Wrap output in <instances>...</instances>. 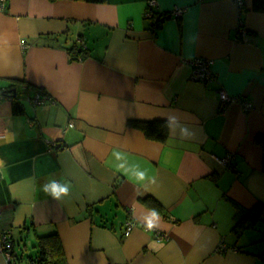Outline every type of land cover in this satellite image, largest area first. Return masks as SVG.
Wrapping results in <instances>:
<instances>
[{
    "label": "crops",
    "instance_id": "obj_1",
    "mask_svg": "<svg viewBox=\"0 0 264 264\" xmlns=\"http://www.w3.org/2000/svg\"><path fill=\"white\" fill-rule=\"evenodd\" d=\"M150 1L168 15L157 29ZM76 40L86 54L72 61ZM198 59L214 80L192 79ZM12 85L21 114L2 95ZM221 89L253 108L223 106ZM42 90L50 99L40 106ZM169 112L193 128L191 140L171 131L151 140L130 125ZM0 173V242L7 231L14 241L6 253L0 243V264H23L28 236L53 231L64 264H264V222L232 232L236 205L264 203V13L252 0L243 9L234 0H6ZM65 182L59 201L42 191ZM151 210L160 221L148 230Z\"/></svg>",
    "mask_w": 264,
    "mask_h": 264
},
{
    "label": "trees",
    "instance_id": "obj_2",
    "mask_svg": "<svg viewBox=\"0 0 264 264\" xmlns=\"http://www.w3.org/2000/svg\"><path fill=\"white\" fill-rule=\"evenodd\" d=\"M50 1V0H49ZM51 1H62V0H51ZM74 1V0H71ZM80 2H88L92 4L105 3L106 0H76ZM253 11L264 13V0H252ZM153 16L147 18L152 22L153 28L157 29L160 27V24L163 22V19H167L168 15L158 14V12L153 9ZM148 17V15L146 16ZM68 53L71 56L72 61L77 58H82L86 54V48L83 47L82 43L76 40L75 44L71 47H68ZM84 59V58H83ZM15 85H12L6 92H3V97L9 98L13 102L14 112L16 114H21L24 112L23 102L18 98L19 93L18 87L15 88ZM41 97H46L48 94L42 90L39 92ZM49 97V96H47ZM130 125L135 127L138 130H142L148 139L156 140L160 142H165L166 138L169 136V130L165 127V121L161 120H152V121H130ZM237 215L235 216V225L232 229V232L238 237L242 235L246 230L255 229L258 225L264 222V203L259 202L253 207V209L243 208L240 205H236ZM9 235V231L5 232ZM11 240V249H14L13 238ZM10 244V245H11ZM35 247L38 246V251L35 256L30 255L32 264H64V255L62 250V243L60 242V237L58 231L49 232L48 234H39L37 236V243ZM13 247V248H12ZM10 249V250H11ZM10 251L4 249V252Z\"/></svg>",
    "mask_w": 264,
    "mask_h": 264
},
{
    "label": "built area",
    "instance_id": "obj_3",
    "mask_svg": "<svg viewBox=\"0 0 264 264\" xmlns=\"http://www.w3.org/2000/svg\"><path fill=\"white\" fill-rule=\"evenodd\" d=\"M247 0H234V3L237 5V7L239 9H243L245 6ZM148 12L147 15L148 17H152L153 16V9L154 7H156V2L155 1H150L148 4ZM6 7V0H0V9H4ZM182 10H175L174 14L180 16ZM192 66L194 67L193 70V74H192V79H194L195 82H204V83H208L211 80H214V75L213 72L211 70V66L208 60H204V59H198L197 61H195ZM50 98L46 97H41V95H36L34 98V102L40 106H43V104L48 101ZM219 99L220 102L223 104V106L225 104H231V103H240L241 105L244 106L245 110L249 111L250 109L253 108V105L251 104V102H246L242 99V97L240 96H230L226 90H220L219 92ZM230 157L231 156H227L226 158H223L220 160V162L225 165L226 167L230 164ZM133 225L134 222L132 223L131 221L127 222L125 227V232H124V237L129 236L132 231H133ZM160 236V233H158L157 238ZM10 234H4L2 239H1V244L4 247H6V249L10 250L12 244L10 243ZM11 244V245H10ZM224 248V247H223ZM225 249V248H224ZM10 259V258H9Z\"/></svg>",
    "mask_w": 264,
    "mask_h": 264
},
{
    "label": "clouds",
    "instance_id": "obj_4",
    "mask_svg": "<svg viewBox=\"0 0 264 264\" xmlns=\"http://www.w3.org/2000/svg\"><path fill=\"white\" fill-rule=\"evenodd\" d=\"M165 127L174 133H177L179 138L182 140H191L195 133L193 128L184 122L183 118L180 114L176 112H169L166 114L165 117ZM6 143H13L15 142V134L9 133L8 137L6 138ZM120 151L117 149H114L111 153V156L116 157L117 159L120 158ZM119 171V169H117ZM147 169L143 172H138L136 174V180L137 181H143L146 178ZM150 182H155V178L153 177ZM71 190V184L68 182H65L62 185H56V184H47L42 186V191L48 195L51 194L52 198L54 200L59 201L61 197L68 196L70 194ZM152 211V216L146 221V227L148 230H152L154 227L158 226V223L160 221V213L156 212L155 210Z\"/></svg>",
    "mask_w": 264,
    "mask_h": 264
},
{
    "label": "rangeland",
    "instance_id": "obj_5",
    "mask_svg": "<svg viewBox=\"0 0 264 264\" xmlns=\"http://www.w3.org/2000/svg\"><path fill=\"white\" fill-rule=\"evenodd\" d=\"M28 240H27V242H28V244L30 245V247H29V251H25L24 252V255H22V254H20V256H25L26 257V259L22 262L23 264H32L31 263V258H30V255H33V256H35L36 255V253H37V251H38V246L37 247H35V242H36V239L35 238H32L31 236H28ZM37 243V242H36ZM24 258V257H23ZM35 264H37V263H35Z\"/></svg>",
    "mask_w": 264,
    "mask_h": 264
},
{
    "label": "water",
    "instance_id": "obj_6",
    "mask_svg": "<svg viewBox=\"0 0 264 264\" xmlns=\"http://www.w3.org/2000/svg\"><path fill=\"white\" fill-rule=\"evenodd\" d=\"M0 178H1V173H0Z\"/></svg>",
    "mask_w": 264,
    "mask_h": 264
}]
</instances>
